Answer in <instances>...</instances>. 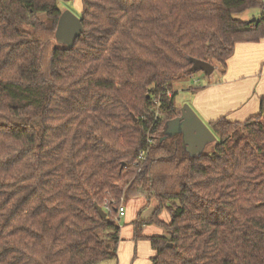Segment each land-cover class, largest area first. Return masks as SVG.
<instances>
[{"label": "trees", "instance_id": "16d2710c", "mask_svg": "<svg viewBox=\"0 0 264 264\" xmlns=\"http://www.w3.org/2000/svg\"><path fill=\"white\" fill-rule=\"evenodd\" d=\"M80 1L0 0V264L114 259L118 207L140 197L157 206L136 236L166 233L147 237L151 264H264V96L254 116L207 123L210 152L161 140L180 114L173 82L191 58L223 71L263 39L264 0ZM65 9L82 24L70 47L56 44Z\"/></svg>", "mask_w": 264, "mask_h": 264}, {"label": "crops", "instance_id": "0c3cea01", "mask_svg": "<svg viewBox=\"0 0 264 264\" xmlns=\"http://www.w3.org/2000/svg\"><path fill=\"white\" fill-rule=\"evenodd\" d=\"M72 6L75 12H80L81 1L72 0ZM248 10H251L248 12L249 18L241 19L250 20L260 14L258 8ZM211 74L197 82L195 87L198 89L191 91L189 99L192 109L206 124L221 116L231 121H242L258 114L260 98L264 96V38L258 42L237 43L224 70L219 71L215 67ZM145 202L142 197L123 202L124 215L118 217L120 230L117 256L103 264H151L154 250L147 237L165 236L166 233L157 223L144 222L136 236L133 220L138 216L147 220L157 206L154 199L146 207ZM158 219L169 223L170 215L166 209L159 212Z\"/></svg>", "mask_w": 264, "mask_h": 264}, {"label": "water", "instance_id": "95a60500", "mask_svg": "<svg viewBox=\"0 0 264 264\" xmlns=\"http://www.w3.org/2000/svg\"><path fill=\"white\" fill-rule=\"evenodd\" d=\"M251 18L250 21H255ZM82 32V24L80 18L69 9L63 10L58 18L55 36L56 40L65 47H70ZM191 70L200 71L201 75H210L214 71V65L210 62L190 59ZM166 137L176 134L182 136V143L190 155H198L203 153L205 146L210 142H215L216 136L212 133L207 124L198 116V114L189 106L184 105L180 108V114L171 120H168L164 129ZM101 217H105L106 213L101 207L96 206ZM170 245V243H167Z\"/></svg>", "mask_w": 264, "mask_h": 264}, {"label": "rangeland", "instance_id": "374dc122", "mask_svg": "<svg viewBox=\"0 0 264 264\" xmlns=\"http://www.w3.org/2000/svg\"><path fill=\"white\" fill-rule=\"evenodd\" d=\"M64 6L66 7V5L64 4ZM63 6V7H64ZM75 11V10H73ZM251 11V10H248L246 11V13L244 12L243 14L239 15L240 18H247L248 16V12ZM76 14H78V12H75ZM249 18V16H248ZM56 44L57 45H60V42L56 41ZM63 45V44H61ZM214 67L218 68L219 71L222 70L221 66L220 65H217L215 64ZM215 73H213V76H214ZM212 75V74H211ZM209 75H201V72L200 71H192V75L190 77H185V78H182V79H177L173 82V90L175 92V103L177 106H179V108H181L182 106L184 105H191L190 104V96L192 94L191 90L188 89L189 87L192 86V88H197L195 87L197 85V82L199 80H204L206 77H208ZM198 79V80H197ZM191 107V106H190ZM192 108V107H191ZM213 146H214V142H210L208 143L203 152H210L212 149H213ZM126 200H123V202H125ZM123 204V203H122ZM99 264H103L102 263H99Z\"/></svg>", "mask_w": 264, "mask_h": 264}, {"label": "built area", "instance_id": "2783aa9c", "mask_svg": "<svg viewBox=\"0 0 264 264\" xmlns=\"http://www.w3.org/2000/svg\"><path fill=\"white\" fill-rule=\"evenodd\" d=\"M155 102H157V100H156ZM157 103H158V102H157ZM143 156H144V154L141 152V153L139 154V157H140V158H143ZM124 211H125L124 206H123V205H120V206L118 207V210H117V216H118V217L123 216V215H124Z\"/></svg>", "mask_w": 264, "mask_h": 264}]
</instances>
